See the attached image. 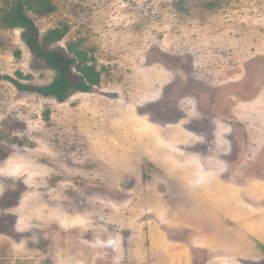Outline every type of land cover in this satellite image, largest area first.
<instances>
[{"label": "rangeland", "instance_id": "1", "mask_svg": "<svg viewBox=\"0 0 264 264\" xmlns=\"http://www.w3.org/2000/svg\"><path fill=\"white\" fill-rule=\"evenodd\" d=\"M52 1L105 70L20 92L57 72L0 28V264H264V0Z\"/></svg>", "mask_w": 264, "mask_h": 264}, {"label": "trees", "instance_id": "2", "mask_svg": "<svg viewBox=\"0 0 264 264\" xmlns=\"http://www.w3.org/2000/svg\"><path fill=\"white\" fill-rule=\"evenodd\" d=\"M57 7L52 0H5L0 8V28L21 30V38L25 46L33 53L40 66L57 72L53 82L46 86L35 87L23 85L19 80H30L32 77L22 72L15 73L16 79L3 77L12 83L20 92H30L43 97H53L58 102H66L74 93H89L93 87L101 85L102 73L97 70L95 61L88 53L78 48L76 43L68 45L72 57H64L62 51H45L44 45H52L63 41L69 31L67 26H59L47 31L38 42V30L34 19L30 16L43 18L54 14ZM77 72L75 75L73 72ZM264 252V246L261 247Z\"/></svg>", "mask_w": 264, "mask_h": 264}]
</instances>
